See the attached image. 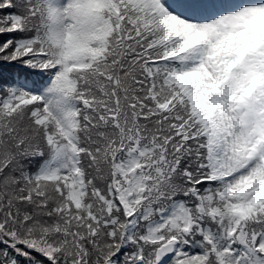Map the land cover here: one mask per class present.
<instances>
[{"label": "snow or ice", "instance_id": "snow-or-ice-1", "mask_svg": "<svg viewBox=\"0 0 264 264\" xmlns=\"http://www.w3.org/2000/svg\"><path fill=\"white\" fill-rule=\"evenodd\" d=\"M0 264H264V0H0Z\"/></svg>", "mask_w": 264, "mask_h": 264}]
</instances>
